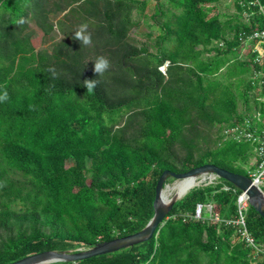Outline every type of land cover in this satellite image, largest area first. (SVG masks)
Instances as JSON below:
<instances>
[{"label": "trees", "instance_id": "obj_1", "mask_svg": "<svg viewBox=\"0 0 264 264\" xmlns=\"http://www.w3.org/2000/svg\"><path fill=\"white\" fill-rule=\"evenodd\" d=\"M225 1L0 0V94L9 97L0 102V264L141 231L166 170L213 164L249 176L251 145L220 142L223 129L244 121L240 102L252 118L264 112L251 98L252 55L241 54V34L263 18L223 21ZM152 3L158 34L138 43L131 32ZM85 22L88 47L72 39ZM100 55L111 63L103 76L93 71ZM85 79L99 81L91 94ZM240 192L224 179L195 187L150 241L51 264H264L226 223L237 217ZM199 204H212L220 220L195 219ZM246 217L264 250V219L252 207Z\"/></svg>", "mask_w": 264, "mask_h": 264}, {"label": "built area", "instance_id": "obj_2", "mask_svg": "<svg viewBox=\"0 0 264 264\" xmlns=\"http://www.w3.org/2000/svg\"><path fill=\"white\" fill-rule=\"evenodd\" d=\"M239 7L243 11L238 13L242 20L247 24H251V19L255 16L263 18L262 28L256 29L251 33H242V51L245 54L250 51L252 60L249 62L250 68V85L253 88L251 98L253 104H257L260 109H264V0H236ZM244 121L230 128H225L221 132V142L233 140L237 143H249L252 147L251 154L255 157L253 162L247 167L253 184L258 186L264 192V112L257 110L254 117L243 113ZM237 123V122H236ZM220 178L213 174L203 175L197 179L196 187H204L210 184L217 183ZM224 191H231V187L224 185ZM236 193L237 190L233 189ZM250 207L246 192L241 191L237 198V217L226 221L230 226L236 229L237 235L250 248L254 249L255 255L264 254L262 247L258 246L252 237L247 226V209ZM206 212L210 218L217 221L220 220L219 215L214 212L212 204H199L196 207L194 218L197 220L203 219Z\"/></svg>", "mask_w": 264, "mask_h": 264}, {"label": "water", "instance_id": "obj_3", "mask_svg": "<svg viewBox=\"0 0 264 264\" xmlns=\"http://www.w3.org/2000/svg\"><path fill=\"white\" fill-rule=\"evenodd\" d=\"M168 63L163 66V71L166 72ZM213 174L220 179H224L243 192L249 199L250 207H252L264 219V192L246 176L230 172L228 170L217 167L213 164H206L200 167L191 169L185 173H175L170 170L164 171L159 178L156 186V196L154 201V216L141 231L118 238L104 244L97 245L91 249H80L77 252L73 251H46L34 255H30L24 259L11 264H51V263H74L84 261L90 258L111 254L123 249H128L135 245L150 241L157 231L158 227L163 223L164 219L169 215L174 204L183 197L174 195L168 198L165 195V190L168 186L167 181L172 178L175 180H185L188 178L197 179L203 175ZM196 185L193 187L195 188Z\"/></svg>", "mask_w": 264, "mask_h": 264}, {"label": "rangeland", "instance_id": "obj_4", "mask_svg": "<svg viewBox=\"0 0 264 264\" xmlns=\"http://www.w3.org/2000/svg\"><path fill=\"white\" fill-rule=\"evenodd\" d=\"M154 3H152L149 6V10H148L146 16H144V18L143 17L141 18L139 26L137 28H135L134 30H132V32H131L132 39L136 40L138 43L149 44L150 43L149 33H153L154 35L158 34V30L154 26L153 20L150 18L151 14H152V11H153ZM217 13H220L223 21H226V20H228L231 17L232 18L233 17H238L239 18V14H238V11H237L236 6H235V0H227V1H225L217 9ZM136 18L140 19L137 15H136ZM151 26H153L154 28H151ZM33 29L35 30V33H36L34 38H33V44H34V46H35V48L37 50H40V49H42L43 47L46 46V45L43 44V34L36 27H33ZM161 69L163 70V68H161ZM244 107H245L244 102L243 101L240 102V104H239L240 112H243V113L245 112ZM254 159H255V157L252 154H250V156L248 157V161H249L248 166L253 162ZM248 166H246V168ZM178 181H181V180L173 179V180L169 181L167 187H172ZM165 195L168 198H171V197L174 196V193L170 194L169 191L166 188ZM248 211H249V208L247 209V213H248ZM206 214H208V212H206Z\"/></svg>", "mask_w": 264, "mask_h": 264}, {"label": "clouds", "instance_id": "obj_5", "mask_svg": "<svg viewBox=\"0 0 264 264\" xmlns=\"http://www.w3.org/2000/svg\"><path fill=\"white\" fill-rule=\"evenodd\" d=\"M23 23V21H21ZM72 39L74 41H78L81 46L88 47L92 45V33L89 31V24L87 22L82 23L77 26V29L72 35ZM93 71L97 76H103L111 67V63L109 59L103 55L97 56L93 61ZM55 75L54 69H49ZM99 84V81L97 79L90 80L85 79L82 82V87L86 88L87 93L91 94L94 92V89ZM8 93L6 90L3 91L2 94H0V102H5L8 100Z\"/></svg>", "mask_w": 264, "mask_h": 264}, {"label": "bare ground", "instance_id": "obj_6", "mask_svg": "<svg viewBox=\"0 0 264 264\" xmlns=\"http://www.w3.org/2000/svg\"><path fill=\"white\" fill-rule=\"evenodd\" d=\"M196 180L193 178H188L185 180L178 181L172 187H167V190L170 194L174 193V195H178L179 197H183L186 195L193 187L196 185Z\"/></svg>", "mask_w": 264, "mask_h": 264}]
</instances>
